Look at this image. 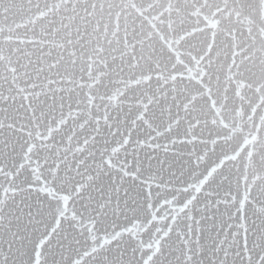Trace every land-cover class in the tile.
Instances as JSON below:
<instances>
[{"label": "snow or ice", "instance_id": "6c2138e0", "mask_svg": "<svg viewBox=\"0 0 264 264\" xmlns=\"http://www.w3.org/2000/svg\"><path fill=\"white\" fill-rule=\"evenodd\" d=\"M0 264H264V0H0Z\"/></svg>", "mask_w": 264, "mask_h": 264}]
</instances>
